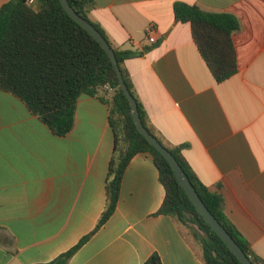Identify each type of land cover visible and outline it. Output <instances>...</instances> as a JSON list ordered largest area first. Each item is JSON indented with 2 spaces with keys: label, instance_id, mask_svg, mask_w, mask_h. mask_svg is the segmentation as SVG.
<instances>
[{
  "label": "crops",
  "instance_id": "crops-1",
  "mask_svg": "<svg viewBox=\"0 0 264 264\" xmlns=\"http://www.w3.org/2000/svg\"><path fill=\"white\" fill-rule=\"evenodd\" d=\"M94 1L89 17L111 44L143 52L126 69L149 126L167 146H186L199 180L223 195L226 215L264 260V0ZM177 2L237 16L235 75L217 82L191 24L176 19ZM109 116L106 102L83 95L61 137L0 89V264L49 263L95 232L115 149ZM165 196L152 155L137 154L114 214L69 264H144L153 254L205 264L187 229L158 214Z\"/></svg>",
  "mask_w": 264,
  "mask_h": 264
},
{
  "label": "trees",
  "instance_id": "trees-1",
  "mask_svg": "<svg viewBox=\"0 0 264 264\" xmlns=\"http://www.w3.org/2000/svg\"><path fill=\"white\" fill-rule=\"evenodd\" d=\"M75 11L91 22L115 51L125 82L138 103L142 121L149 126L139 101L126 61L143 52L114 47L100 25L89 15L94 0H69ZM175 17L190 23L195 44L217 82H223L238 70L237 49L233 40L241 30L237 16L214 13L198 6L177 2ZM148 48L145 49L147 51ZM109 87L114 90L108 98ZM0 89L21 99L54 134L65 137L74 128L78 100L83 95L98 97L109 105V124L115 134V149L107 179V206L94 233L99 231L117 209L123 178L131 160L139 153H149L159 169L160 181L166 190L158 212L174 218L185 227L199 245L205 264H242L192 203L178 182L165 157L142 135L132 116L130 101L125 96L110 56L100 43L63 8L60 0H10L0 9ZM111 95V94H110ZM164 144V143H163ZM185 170L209 210L231 234L254 264H264L224 211L221 193L212 192L197 177L186 160L185 145L164 144ZM45 264H69L74 254L93 235ZM144 264H163L158 254Z\"/></svg>",
  "mask_w": 264,
  "mask_h": 264
},
{
  "label": "water",
  "instance_id": "water-1",
  "mask_svg": "<svg viewBox=\"0 0 264 264\" xmlns=\"http://www.w3.org/2000/svg\"><path fill=\"white\" fill-rule=\"evenodd\" d=\"M63 8L73 18L78 24H80L85 30H87L104 48L107 54L110 56V59L116 69L118 78L120 80L121 88L128 98L132 108V116L134 123L136 124L139 132L145 136L148 142L154 146L169 162L172 167L174 174L185 190L186 194L195 205L197 210L203 216L205 221L211 226V228L217 233V235L223 240V242L228 246V248L233 252V254L238 258L242 264H254L249 256L244 252L240 245L235 241L231 234L226 230V228L220 223V221L215 217V215L209 210L204 201L201 199L199 193L195 189L193 183L191 182L189 176L179 164L176 157L172 152L162 143L160 140L153 135L147 127L144 125L141 114L139 111V106L134 96L131 94L123 73L120 69L116 54L108 40L103 36V34L87 19L81 17L75 9L72 7L69 0H60Z\"/></svg>",
  "mask_w": 264,
  "mask_h": 264
},
{
  "label": "built area",
  "instance_id": "built-area-1",
  "mask_svg": "<svg viewBox=\"0 0 264 264\" xmlns=\"http://www.w3.org/2000/svg\"><path fill=\"white\" fill-rule=\"evenodd\" d=\"M27 2H28L29 4H33V3H34V0H27ZM150 30H152V27H150ZM154 41H155V38L151 37V38H150V42L154 43ZM106 89H109L110 92H111V94H113V92H114L113 89L109 88L108 86L106 87Z\"/></svg>",
  "mask_w": 264,
  "mask_h": 264
}]
</instances>
